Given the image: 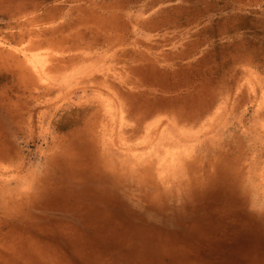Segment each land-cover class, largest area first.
<instances>
[{
    "label": "rangeland",
    "instance_id": "374dc122",
    "mask_svg": "<svg viewBox=\"0 0 264 264\" xmlns=\"http://www.w3.org/2000/svg\"><path fill=\"white\" fill-rule=\"evenodd\" d=\"M187 225L264 264V0H0V264H143Z\"/></svg>",
    "mask_w": 264,
    "mask_h": 264
},
{
    "label": "crops",
    "instance_id": "0c3cea01",
    "mask_svg": "<svg viewBox=\"0 0 264 264\" xmlns=\"http://www.w3.org/2000/svg\"><path fill=\"white\" fill-rule=\"evenodd\" d=\"M95 13H92V15ZM43 41V40H42ZM32 42L30 43L31 48H37L43 44V42ZM46 41V40H45ZM48 46V44L46 43ZM136 225V224H134ZM141 224L136 226L140 227ZM188 231L191 230L190 225H187ZM161 231V235L163 238L164 235L167 236L166 243H172V247H168L162 251H146L142 253L143 264H217L221 257L219 255H213V249H210L207 245L200 244L199 242H195L193 239V231L187 233H180L172 230H164L157 229ZM163 231V232H162ZM164 234V235H163ZM199 239H204L203 234H200ZM182 241L183 247H180L178 243ZM207 246V247H206ZM206 248H209L206 250ZM241 251V250H240ZM242 264V263H240ZM255 264H258L255 262Z\"/></svg>",
    "mask_w": 264,
    "mask_h": 264
}]
</instances>
